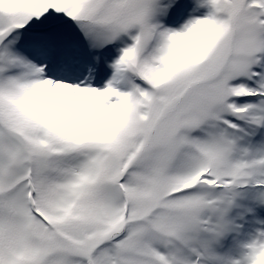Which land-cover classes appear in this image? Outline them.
I'll list each match as a JSON object with an SVG mask.
<instances>
[{
    "label": "snow or ice",
    "instance_id": "1",
    "mask_svg": "<svg viewBox=\"0 0 264 264\" xmlns=\"http://www.w3.org/2000/svg\"><path fill=\"white\" fill-rule=\"evenodd\" d=\"M0 264H264V0H0Z\"/></svg>",
    "mask_w": 264,
    "mask_h": 264
},
{
    "label": "clouds",
    "instance_id": "2",
    "mask_svg": "<svg viewBox=\"0 0 264 264\" xmlns=\"http://www.w3.org/2000/svg\"><path fill=\"white\" fill-rule=\"evenodd\" d=\"M197 31H199V26L193 29L194 33ZM177 45L184 49H190L193 46V40L191 36H185L177 40Z\"/></svg>",
    "mask_w": 264,
    "mask_h": 264
},
{
    "label": "bare ground",
    "instance_id": "3",
    "mask_svg": "<svg viewBox=\"0 0 264 264\" xmlns=\"http://www.w3.org/2000/svg\"><path fill=\"white\" fill-rule=\"evenodd\" d=\"M201 11H204V9H201Z\"/></svg>",
    "mask_w": 264,
    "mask_h": 264
},
{
    "label": "rangeland",
    "instance_id": "4",
    "mask_svg": "<svg viewBox=\"0 0 264 264\" xmlns=\"http://www.w3.org/2000/svg\"><path fill=\"white\" fill-rule=\"evenodd\" d=\"M204 11H206V9H204Z\"/></svg>",
    "mask_w": 264,
    "mask_h": 264
}]
</instances>
